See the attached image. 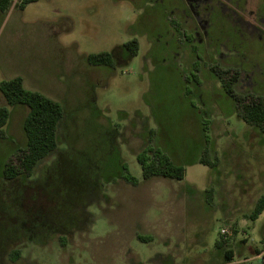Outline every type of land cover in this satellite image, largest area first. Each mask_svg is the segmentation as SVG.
Wrapping results in <instances>:
<instances>
[{
	"label": "rangeland",
	"instance_id": "obj_1",
	"mask_svg": "<svg viewBox=\"0 0 264 264\" xmlns=\"http://www.w3.org/2000/svg\"><path fill=\"white\" fill-rule=\"evenodd\" d=\"M9 1L0 12V82L19 76L25 89L64 108L60 149L30 180L46 184L56 161L68 152L99 163L105 182L100 197L85 209L89 223L67 235H20L15 264H263L264 210L254 221L246 216L264 195V134L241 120L209 70L213 47L226 44L230 35L226 23L208 52L202 45L197 56L186 51L182 59L179 52L189 46L190 33L176 31L170 40L165 35L172 16H164L163 6L174 0H36L23 9L19 0ZM247 1L248 10L261 9L264 15V0ZM256 25L264 31V24ZM133 39L139 51L131 57L122 48ZM157 39L169 40L166 51ZM239 42L235 51L249 60L245 50L253 45ZM253 47L259 49V42ZM115 48L119 59L113 68L87 64L89 54H111ZM8 110L0 168L25 144L22 123L28 109ZM149 137L152 147L184 168L181 181L141 179L136 155ZM204 154L210 166L197 162ZM76 172L69 166L61 174ZM126 174L140 182L127 184ZM26 186L0 179L1 206L11 200L16 209L26 202L32 192ZM73 189L68 200L86 199L80 186ZM56 199L67 205L62 196ZM56 217L66 223L62 213ZM221 228L231 231L228 263L214 247Z\"/></svg>",
	"mask_w": 264,
	"mask_h": 264
},
{
	"label": "trees",
	"instance_id": "obj_2",
	"mask_svg": "<svg viewBox=\"0 0 264 264\" xmlns=\"http://www.w3.org/2000/svg\"><path fill=\"white\" fill-rule=\"evenodd\" d=\"M35 1L19 0L18 8L23 9L27 4ZM9 2V0H0V12L8 7ZM123 48L129 56L133 57L139 51V44L137 40L133 39L126 42ZM86 62L93 67H114L112 57L108 52L89 54L86 57ZM221 84L225 94L231 97L235 103L237 115L241 120L264 134V102L262 100L259 103L243 102L241 96L235 93L230 82L222 79ZM0 94L5 102V105L0 106V137H3V128L9 119L8 108L20 105L28 109L22 123L25 144L23 147L17 148L0 168V179L3 182L17 181L21 185L27 183L26 188L32 191L31 197L27 198L28 203L33 204L31 208L24 206L23 203H27V201L20 203L16 209L11 200H9L8 206L7 202H4L6 207H2L0 203L2 211L0 215V258L6 255L10 262L16 263L20 259L19 247L16 244L17 237L20 235H27V237L29 235L36 237L41 234L67 235L81 230L85 224L89 223L90 220L87 221L89 214L85 209L87 205L100 197L105 182L100 181L99 178V163L92 162L94 159L91 160L84 155L79 158L68 152L56 161L57 163L52 168V174L48 175L45 181L46 184L40 185V182L38 183L36 180L31 181L38 165L60 149L58 129L64 117V108L57 101L25 89L23 79L19 76L0 82ZM152 131L150 132L153 133ZM110 135L115 136V133L111 132ZM152 142V138L149 137L148 145L136 155V162L141 169V179L148 181L152 178H163L181 181L184 178V168L152 147ZM13 158L17 161L16 165L11 163ZM197 162L206 166L211 165L206 154L200 156ZM67 164L77 172L65 177L61 171L63 168L69 167ZM121 168L124 170L123 167ZM122 180L132 186H136L140 182L129 174L123 176ZM74 186L81 187V191L87 194L86 199L77 203L67 199L68 192H75ZM56 196H62L64 200H67V205H60ZM18 197L22 200L24 194L22 193ZM63 199L61 200L63 201ZM75 204H77L76 208ZM263 210L264 195L258 199L254 209L246 218L254 221ZM71 211L73 214L70 215ZM57 212L63 214L65 224L61 225L57 221ZM4 218L6 220H3ZM13 225L16 226L13 227ZM214 247L223 262L228 263L232 260L233 252L228 247L226 238L221 236L214 243ZM259 253L256 250V255Z\"/></svg>",
	"mask_w": 264,
	"mask_h": 264
},
{
	"label": "flooded vegetation",
	"instance_id": "obj_3",
	"mask_svg": "<svg viewBox=\"0 0 264 264\" xmlns=\"http://www.w3.org/2000/svg\"><path fill=\"white\" fill-rule=\"evenodd\" d=\"M246 3L247 0H243L241 4L238 0H174L171 4L163 6L164 16H172L164 33L169 35V40L175 38L176 31L178 33L184 30L190 33L189 46L183 47L179 52L183 59L186 51H191L197 56L199 54L197 50L202 45L206 46L208 52L220 37L222 24L225 22L230 35L227 36L226 44L217 43L213 47L214 56L210 58L212 64L209 70L215 74L220 85L222 79L230 82L235 93L241 96V101L259 103L261 100L264 102V31H260L256 23L264 24V15L261 9L248 10ZM169 40L162 43L158 40L165 51ZM239 40L250 41L253 46L259 42V49L251 46L249 50H245L246 55H250L249 60L245 55L239 57L235 51L240 44ZM220 48L222 49L219 50ZM117 49H113L110 54L114 66L118 64L117 59H119L114 53ZM122 49L126 53L125 49ZM256 49L260 52L257 57L259 62L256 61ZM261 58L262 63H260ZM220 62H226L228 66L223 67ZM221 89L225 94L222 86ZM226 96L232 100L231 97Z\"/></svg>",
	"mask_w": 264,
	"mask_h": 264
},
{
	"label": "built area",
	"instance_id": "obj_4",
	"mask_svg": "<svg viewBox=\"0 0 264 264\" xmlns=\"http://www.w3.org/2000/svg\"><path fill=\"white\" fill-rule=\"evenodd\" d=\"M219 235L224 237V238H227L231 235V231L229 228H221L219 230ZM262 260H263V264H264V259L262 258Z\"/></svg>",
	"mask_w": 264,
	"mask_h": 264
},
{
	"label": "crops",
	"instance_id": "obj_5",
	"mask_svg": "<svg viewBox=\"0 0 264 264\" xmlns=\"http://www.w3.org/2000/svg\"><path fill=\"white\" fill-rule=\"evenodd\" d=\"M256 251V250H255ZM0 264H15L14 262H10L6 255H3L2 258H0Z\"/></svg>",
	"mask_w": 264,
	"mask_h": 264
}]
</instances>
